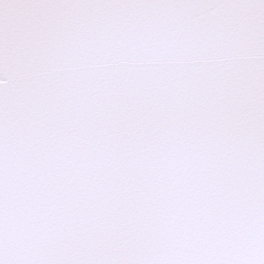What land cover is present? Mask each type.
<instances>
[{"label":"snow or ice","instance_id":"snow-or-ice-1","mask_svg":"<svg viewBox=\"0 0 264 264\" xmlns=\"http://www.w3.org/2000/svg\"><path fill=\"white\" fill-rule=\"evenodd\" d=\"M0 264H264V0H0Z\"/></svg>","mask_w":264,"mask_h":264}]
</instances>
